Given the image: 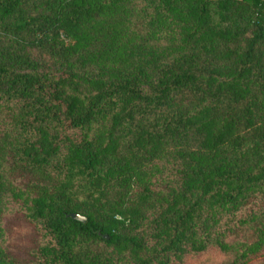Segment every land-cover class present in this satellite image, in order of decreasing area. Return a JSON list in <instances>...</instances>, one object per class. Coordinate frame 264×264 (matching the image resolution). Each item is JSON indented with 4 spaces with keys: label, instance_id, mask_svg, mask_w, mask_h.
Returning <instances> with one entry per match:
<instances>
[{
    "label": "trees",
    "instance_id": "1",
    "mask_svg": "<svg viewBox=\"0 0 264 264\" xmlns=\"http://www.w3.org/2000/svg\"><path fill=\"white\" fill-rule=\"evenodd\" d=\"M0 264H264V0H0Z\"/></svg>",
    "mask_w": 264,
    "mask_h": 264
},
{
    "label": "rangeland",
    "instance_id": "2",
    "mask_svg": "<svg viewBox=\"0 0 264 264\" xmlns=\"http://www.w3.org/2000/svg\"><path fill=\"white\" fill-rule=\"evenodd\" d=\"M7 223L11 228L9 250L19 257H25L27 248L32 244L31 225L19 213L14 214Z\"/></svg>",
    "mask_w": 264,
    "mask_h": 264
},
{
    "label": "water",
    "instance_id": "3",
    "mask_svg": "<svg viewBox=\"0 0 264 264\" xmlns=\"http://www.w3.org/2000/svg\"><path fill=\"white\" fill-rule=\"evenodd\" d=\"M67 215H69L70 217H72L74 219L83 221V222L86 220V216H84V215H82L80 213H77V212H69ZM104 236L108 237L107 234H105Z\"/></svg>",
    "mask_w": 264,
    "mask_h": 264
}]
</instances>
